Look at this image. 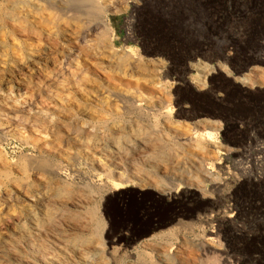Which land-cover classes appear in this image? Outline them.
I'll use <instances>...</instances> for the list:
<instances>
[{
  "label": "rangeland",
  "instance_id": "374dc122",
  "mask_svg": "<svg viewBox=\"0 0 264 264\" xmlns=\"http://www.w3.org/2000/svg\"><path fill=\"white\" fill-rule=\"evenodd\" d=\"M237 1L209 9L190 39L141 0H113L91 33L27 19L41 42L0 25V264H264L245 202L264 176V86L236 82L264 70V14L243 17ZM100 140L123 148L83 149Z\"/></svg>",
  "mask_w": 264,
  "mask_h": 264
},
{
  "label": "bare ground",
  "instance_id": "6f19581e",
  "mask_svg": "<svg viewBox=\"0 0 264 264\" xmlns=\"http://www.w3.org/2000/svg\"><path fill=\"white\" fill-rule=\"evenodd\" d=\"M44 2L45 4H51L45 7L43 4L41 5V2ZM0 0V25L1 28L7 30V33H9L13 38L17 39H32L37 38L41 42V35L36 32L34 29H29L23 26V23H26L27 19H36L39 23H42L46 19H48V22L51 24L53 23L52 20H50V17L46 16V13H50L53 16L51 18H54L55 21L58 22V20L67 19L69 20V23L73 24L74 28L82 29L86 28L87 30L94 31L96 28L98 29L99 26L95 23H93V20L102 21L104 20L105 12L112 4L113 0ZM222 1H228L232 3L235 0H141L144 4H151L154 8V12L156 15H160L165 20H168L173 25H177L176 30H178L182 35L190 37L196 36V32L198 28H201L202 24L199 25L205 18L208 17L209 9L217 8V4H221ZM237 1V0H236ZM245 3H247L248 6H246V10L244 12H240L245 17L246 14L249 12V16L251 15L253 18L255 16H260L264 14V0H244ZM238 2V1H237ZM251 2V3H250ZM239 3V2H238ZM242 3V2H241ZM244 3V4H245ZM72 7L73 11H69ZM147 6V5H146ZM67 7H69L67 9ZM250 7H256L258 10H250ZM249 8V9H248ZM243 10V9H242ZM153 11V9H152ZM47 18H46V17ZM50 16V15H49ZM248 16V15H247ZM239 17V16H238ZM242 17V18H243ZM251 18V17H250ZM256 18V17H255ZM65 20V22L67 21ZM68 22V21H67ZM66 22V23H67ZM45 23V22H44ZM56 23V22H55ZM102 23V22H101ZM43 24V23H42ZM27 25V24H26ZM67 26V25H66ZM85 27V28H84ZM52 28V27H51ZM84 28V29H83ZM251 28V27H250ZM67 29V27H66ZM69 29V27H68ZM73 29V27L71 28ZM252 29V28H251ZM197 30V31H196ZM74 31V30H73ZM78 31V30H77ZM76 31V32H77ZM81 32V35H83ZM194 33V34H193ZM4 35V34H3ZM2 35V36H3ZM259 41L264 42V34H260ZM1 36V37H2ZM8 37V36H7ZM10 38V37H9ZM87 38V37H86ZM46 39V38H44ZM48 39V38H47ZM51 39V38H50ZM80 39V38H79ZM78 39V40H79ZM110 38L105 37L103 41L108 43ZM5 40V39H4ZM12 40V39H11ZM57 40V39H56ZM54 40V41H56ZM76 40V39H75ZM74 40V41H75ZM8 42V40H6ZM10 41V40H9ZM20 42V41H19ZM83 42V40H82ZM88 42V41H87ZM261 42V43H262ZM26 43V42H24ZM76 43V41H75ZM102 43V42H101ZM20 44V43H19ZM74 44V43H73ZM83 44V43H82ZM44 45V44H43ZM70 46L71 44L68 43ZM87 45V44H86ZM2 46V45H1ZM23 46V45H22ZM89 46V44H88ZM71 47V46H70ZM79 47V45H78ZM77 47V48H78ZM107 47V46H106ZM7 48V47H6ZM5 48V49H6ZM13 48V47H11ZM10 48V49H11ZM16 48V47H15ZM69 48V47H68ZM83 48V47H82ZM48 49V48H47ZM66 49V48H65ZM90 49V47H89ZM101 49V48H100ZM3 50V49H2ZM71 50V49H70ZM77 50V49H76ZM81 50V48H80ZM69 51V50H68ZM78 51V50H77ZM86 51V50H85ZM51 52V51H50ZM76 52V51H75ZM106 52V51H104ZM54 53V52H53ZM69 53V52H68ZM45 55V54H44ZM50 55V54H49ZM69 55V54H68ZM88 55V54H87ZM97 55V54H96ZM51 56V55H50ZM94 56V55H93ZM43 57V56H42ZM92 57V55H91ZM90 57V58H91ZM104 58V57H103ZM228 58V57H226ZM43 59V58H42ZM89 59V58H88ZM93 59V57H92ZM41 60V58H40ZM49 60V59H48ZM90 60V59H89ZM103 60V59H102ZM258 60L260 62L264 61V54L258 56ZM43 61V60H42ZM55 61V60H54ZM95 64V63H94ZM260 64V63H259ZM262 64V63H261ZM97 67V66H96ZM101 67V66H100ZM199 68V72H201V76L205 78V80H209V78L212 76V74L216 71L226 72V70H220V68H213V71L206 68ZM252 70V69H251ZM97 71V70H96ZM108 73V72H107ZM114 74V73H113ZM228 74V73H227ZM119 76V75H118ZM121 77V76H120ZM264 78V70L261 68H254L252 71H250L249 74H247L245 77H242L241 79H237L236 82L239 83V85L242 86L245 90H254L255 88H262L264 86L263 79ZM125 79V78H124ZM126 80V79H125ZM131 80V79H130ZM120 81L117 76H109L108 82L109 84L115 85V83H118ZM128 81V80H127ZM132 81V80H131ZM125 86L132 85V86H139V84L136 83H130L126 82L123 83ZM129 86V87H130ZM204 88V85L201 86ZM206 87V86H205ZM200 88V86H199ZM257 92V89H256ZM253 93V92H252ZM255 93V92H254ZM259 93V92H258ZM124 112H127L126 108L123 109ZM166 110V108H165ZM164 111V110H163ZM100 112H103L104 114L109 112L105 109H101ZM129 113V112H128ZM72 116V115H71ZM114 116V115H113ZM115 118L116 119H124L126 116L128 117V114H117L115 111ZM173 114L171 109H168L166 113H164L163 118L165 121L169 124H174L173 122ZM113 119V118H112ZM114 121V120H113ZM116 121V120H115ZM98 124V123H97ZM100 125L103 124L101 121L99 123ZM105 124V123H104ZM200 124V123H199ZM214 124V123H212ZM203 126V125H201ZM200 126V127H201ZM172 127V126H171ZM204 127V126H203ZM202 127V128H203ZM95 128V127H94ZM180 128V127H179ZM181 129V128H180ZM205 129V127H204ZM45 130V129H44ZM176 130V129H174ZM71 131V130H70ZM69 131V132H70ZM178 132V131H177ZM65 133V132H64ZM116 133V132H115ZM186 133V132H185ZM114 134V133H113ZM184 134V133H183ZM62 135V134H61ZM59 136V135H58ZM119 139V138H118ZM54 140V139H53ZM61 140V139H60ZM59 140V141H60ZM63 140V139H62ZM114 140V139H113ZM84 141V140H82ZM96 141V140H95ZM51 142V141H50ZM61 142V141H60ZM65 142V141H64ZM71 142V141H70ZM117 142V141H116ZM62 143V142H61ZM68 143V142H66ZM257 143V142H256ZM26 144V143H25ZM64 144V143H63ZM72 144V143H71ZM195 144V143H194ZM200 144V143H199ZM202 145V144H201ZM257 145V144H256ZM81 146V145H80ZM83 149L88 152H94V153H102L106 152L107 150L111 151V153L119 152L120 149H122V145L120 143H109L106 141H97V142H84L82 144ZM194 146V145H193ZM68 147V146H67ZM263 147V146H261ZM196 148L199 149V145L196 146ZM260 148V146H259ZM63 149V148H62ZM68 149V148H67ZM82 149V150H83ZM264 148L256 149L254 156L258 158L256 161H260V163L264 166ZM200 150V149H199ZM198 150V151H199ZM81 151V150H80ZM123 151V150H122ZM121 153V152H120ZM103 154V153H102ZM243 154V153H242ZM241 154V155H242ZM245 154V153H244ZM63 155V154H62ZM101 155V154H100ZM111 155V154H110ZM97 157V156H96ZM112 157V156H111ZM253 158V157H252ZM253 160V159H252ZM255 162V161H254ZM260 164V165H261ZM97 165V164H96ZM99 165V164H98ZM256 165V163H255ZM258 165V164H257ZM57 179V178H56ZM63 183V182H62ZM248 183H250L251 187L250 192L245 197V203L246 205H250L253 207V210L255 209V218L258 219L261 226L264 227V176L259 180H251L249 179ZM62 186V185H61ZM64 186V185H63ZM67 186V185H66ZM65 186V187H66ZM252 186L255 187V190H252ZM58 189V188H57ZM239 189V188H238ZM61 190V189H60ZM56 191V190H55ZM62 192V191H61ZM59 193V192H58ZM43 197V196H42ZM67 197V196H66ZM64 198V197H63ZM50 197H43L41 200H43L44 204L49 203ZM66 200V199H65ZM63 201V200H62ZM71 201V200H70ZM61 203V202H60ZM54 204V203H53ZM63 204V203H62ZM67 204V203H66ZM244 204V205H245ZM68 205V204H67ZM245 205V206H246ZM51 206V205H50ZM45 207V206H44ZM233 207V206H232ZM242 207V206H241ZM244 208V207H243ZM62 209V208H61ZM231 211H233L231 208H229ZM250 209V208H249ZM59 210V208H58ZM229 210V211H230ZM245 210V209H244ZM243 210V211H244ZM35 211V210H34ZM47 211V210H46ZM51 211V210H50ZM64 211V210H62ZM57 212V211H56ZM62 213V212H61ZM247 213V211H246ZM71 213H69L70 215ZM230 214V213H228ZM249 214V213H248ZM247 214V216H248ZM72 216V215H71ZM230 216V219L234 222L240 220V221H246L245 214H242L240 210H234ZM228 216V217H229ZM251 216V215H250ZM253 216V214H252ZM95 217V215H94ZM51 219V218H49ZM249 220V219H248ZM257 220V221H258ZM230 221V220H229ZM256 221V220H255ZM248 222V221H247ZM250 223V222H249ZM252 223V221H251ZM254 226V225H253ZM259 230V228H258ZM264 230V229H263ZM99 237V236H98ZM211 237V236H210ZM214 241V240H213ZM208 247H213L217 252L225 254V250H228L229 248L235 247L238 250L245 251L248 246H204L205 251L208 249ZM264 249V246H262V250ZM204 251V252H205ZM208 251V250H207ZM106 254V253H105ZM110 254V253H109ZM107 255V254H106ZM104 257L103 255H101ZM262 259H264V253L262 254ZM233 259V258H232ZM235 259V258H234ZM108 260V259H107ZM238 260V259H236ZM236 260L228 259L224 261L221 264H239V262H236Z\"/></svg>",
  "mask_w": 264,
  "mask_h": 264
}]
</instances>
